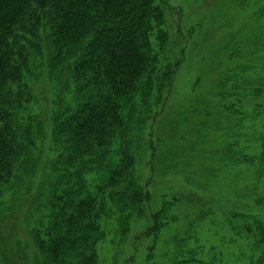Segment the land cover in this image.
I'll use <instances>...</instances> for the list:
<instances>
[{
    "label": "rangeland",
    "instance_id": "obj_1",
    "mask_svg": "<svg viewBox=\"0 0 264 264\" xmlns=\"http://www.w3.org/2000/svg\"><path fill=\"white\" fill-rule=\"evenodd\" d=\"M167 1L180 12L186 57L170 96H138L127 116L142 213L125 216L107 192L96 264H256L264 246L246 227L264 220V0ZM35 61V100L18 120L41 124L0 189V264H57L49 204L74 176L56 164L63 145L49 118L75 111L81 96L67 70ZM104 176L86 172L88 190Z\"/></svg>",
    "mask_w": 264,
    "mask_h": 264
},
{
    "label": "trees",
    "instance_id": "obj_2",
    "mask_svg": "<svg viewBox=\"0 0 264 264\" xmlns=\"http://www.w3.org/2000/svg\"><path fill=\"white\" fill-rule=\"evenodd\" d=\"M180 16L167 0H0V189L14 176L16 159L34 147L38 122L23 126L18 114L35 100V60L48 58L51 73L67 70L81 96L74 112L49 118L63 145L56 164L66 178L74 174L49 204L55 263L96 264L108 191L125 216L142 213L124 129L138 96L145 104L154 90L172 92L189 44ZM88 171L106 172L94 192L85 184ZM246 232L264 246V220L254 219Z\"/></svg>",
    "mask_w": 264,
    "mask_h": 264
}]
</instances>
